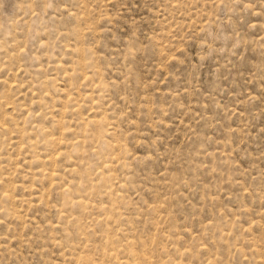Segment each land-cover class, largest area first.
<instances>
[{"label": "rangeland", "instance_id": "rangeland-1", "mask_svg": "<svg viewBox=\"0 0 264 264\" xmlns=\"http://www.w3.org/2000/svg\"><path fill=\"white\" fill-rule=\"evenodd\" d=\"M0 264H264V0H0Z\"/></svg>", "mask_w": 264, "mask_h": 264}]
</instances>
